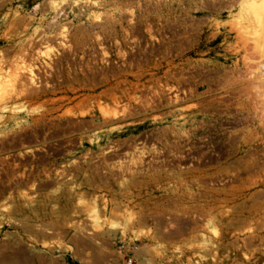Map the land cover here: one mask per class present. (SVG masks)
Masks as SVG:
<instances>
[{"label":"rangeland","instance_id":"obj_1","mask_svg":"<svg viewBox=\"0 0 264 264\" xmlns=\"http://www.w3.org/2000/svg\"><path fill=\"white\" fill-rule=\"evenodd\" d=\"M223 2L235 52L260 64L264 0ZM202 12L189 0H0V264H124L123 240L135 264H264V85L248 71L236 109L206 90L201 52L170 39ZM114 27L161 30L157 59L113 63ZM15 73L41 96L27 100ZM167 87L189 97L179 122L193 121L164 145L170 124L146 108ZM103 105L124 116L107 122Z\"/></svg>","mask_w":264,"mask_h":264},{"label":"crops","instance_id":"obj_2","mask_svg":"<svg viewBox=\"0 0 264 264\" xmlns=\"http://www.w3.org/2000/svg\"><path fill=\"white\" fill-rule=\"evenodd\" d=\"M190 1L193 4L202 2L203 12L199 16L193 14V22L189 26L192 37L188 39V52L193 50L196 54L197 49L201 52V59L193 60H202L197 63L203 68L206 90L224 95L228 99L225 104L230 106L227 108L236 109L249 96L247 82L244 80L248 71L253 72V84L264 85V61L260 64L247 63L242 59V52H235L234 36L228 26L222 25L228 21L229 16L224 0Z\"/></svg>","mask_w":264,"mask_h":264},{"label":"built area","instance_id":"obj_3","mask_svg":"<svg viewBox=\"0 0 264 264\" xmlns=\"http://www.w3.org/2000/svg\"><path fill=\"white\" fill-rule=\"evenodd\" d=\"M190 18L187 27L172 29L171 35L174 36L170 37L171 42L180 43L183 39L180 36L185 35V41L189 47L188 39L192 37L189 26L193 22V15ZM163 40V32L156 28L148 37H145L142 33L133 32L127 27H114L111 29L106 46L113 63L121 60L127 65H144L148 60H152V56L155 60L157 59ZM137 249L138 246L134 241L123 240L118 242L115 250L124 264H135L134 252Z\"/></svg>","mask_w":264,"mask_h":264},{"label":"bare ground","instance_id":"obj_4","mask_svg":"<svg viewBox=\"0 0 264 264\" xmlns=\"http://www.w3.org/2000/svg\"><path fill=\"white\" fill-rule=\"evenodd\" d=\"M244 8H242V9H244ZM13 77H15L13 83H15V85L20 86L19 88L21 89L22 92H25V93L31 92V95L26 97L27 100H33V99H36V98L41 96V93H37L35 91H32V89H31V88H33L32 86L28 87V84H27L28 82L24 83V81L26 82L25 76H23L21 74L16 75V73H15V76H13ZM166 90H167L166 95H157L152 100H149V102H148L149 106H147V108H146V110H149L151 107L156 106V108H158L161 112L163 111L162 116L159 117L158 119H156L157 124L158 123L159 124H162V123L170 124L169 127L167 128L168 132H165L166 137L163 136L166 138L165 141H163L164 145H166L168 143V141H170V139H174V140L179 139L180 140L181 138L187 137L189 135V132L185 130V126L188 123L193 121V116L189 115V114L187 115L188 118L184 119L182 122H179V120L177 119L178 116H180V117L183 116V114H180V112H178L177 106H179L183 102L188 101L189 97L183 95V93H181L182 96H180L178 93H171V91H172L171 87H167ZM173 91H174V89H173ZM72 100H75V98H73ZM114 107L112 108L110 106L108 107V106H104V105L98 106V112L100 113L101 117L104 120H106L107 122H110L111 124H112L114 118L116 119V117H119V115H122L121 113L118 112V110H116L117 107L116 108H114ZM190 110L187 109L186 111L191 113ZM193 112H195V111H193ZM122 116H124V115H122ZM144 120H143V122H144ZM114 124H115V121H114ZM177 125L180 126L179 129L176 128ZM163 135H164V133H163ZM111 151H113V150H109L108 152H111ZM153 154L155 155V153H153ZM153 161H155V160H153Z\"/></svg>","mask_w":264,"mask_h":264}]
</instances>
